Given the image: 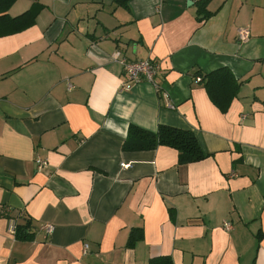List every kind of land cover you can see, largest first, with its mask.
<instances>
[{"label":"crops","instance_id":"obj_1","mask_svg":"<svg viewBox=\"0 0 264 264\" xmlns=\"http://www.w3.org/2000/svg\"><path fill=\"white\" fill-rule=\"evenodd\" d=\"M35 2L0 36V210L31 234L0 213V264H264V0H16L8 17ZM117 50L160 63L175 107L147 81L121 89ZM222 67L241 83L227 112L197 80ZM160 124L207 157L123 148L130 125Z\"/></svg>","mask_w":264,"mask_h":264},{"label":"trees","instance_id":"obj_2","mask_svg":"<svg viewBox=\"0 0 264 264\" xmlns=\"http://www.w3.org/2000/svg\"><path fill=\"white\" fill-rule=\"evenodd\" d=\"M16 0H0V28L6 23L2 19L10 20L8 26H14L7 31H0V36L8 35L26 29L35 22L38 8L37 3L32 9L14 19L9 18L7 11ZM121 5H127L129 0H117ZM211 12H205V18ZM202 82L213 103L222 111L227 112L232 101L238 96L241 83L237 80L233 72L222 67L214 71L203 74ZM169 146L179 152V163L187 164L196 162L207 157L194 131L178 128L175 126L160 124L157 131H150L136 125H130L123 148L126 150H147L155 149L158 146ZM28 223H18L16 239H29ZM135 234L131 235V242H134ZM149 264H174L170 256H157L151 258Z\"/></svg>","mask_w":264,"mask_h":264},{"label":"built area","instance_id":"obj_3","mask_svg":"<svg viewBox=\"0 0 264 264\" xmlns=\"http://www.w3.org/2000/svg\"><path fill=\"white\" fill-rule=\"evenodd\" d=\"M250 30L246 27L240 28L238 30V37L241 42H245L249 39ZM113 60L120 63L127 77V82H125L121 89L129 90L133 84L147 81L151 83L156 90L162 92V98L164 104L167 107L174 108V104L171 102L170 94L167 91H162V85L160 82V75L162 74V68L160 63L155 62L151 59H140L135 61H130L122 56L120 51H115L112 55ZM201 80V78H197ZM72 84H69V88H72ZM38 168L42 169L48 165V160L42 157L37 158ZM129 164L122 163L123 167H127ZM1 215L5 216L8 220V233L16 237V230L18 225V218L10 215V208L7 206H2L0 210ZM225 228L230 230L232 224L230 222H225ZM46 232L51 233L54 229V226L51 224H45L42 226ZM88 245H85V250H87Z\"/></svg>","mask_w":264,"mask_h":264}]
</instances>
